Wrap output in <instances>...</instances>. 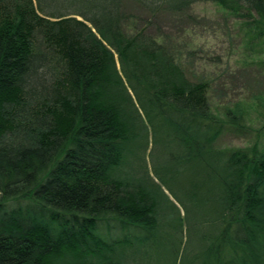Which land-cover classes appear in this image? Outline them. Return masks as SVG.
Masks as SVG:
<instances>
[{
    "label": "trees",
    "instance_id": "obj_1",
    "mask_svg": "<svg viewBox=\"0 0 264 264\" xmlns=\"http://www.w3.org/2000/svg\"><path fill=\"white\" fill-rule=\"evenodd\" d=\"M126 1H210L264 43V0H0V264H264V122L216 147L235 114Z\"/></svg>",
    "mask_w": 264,
    "mask_h": 264
},
{
    "label": "rangeland",
    "instance_id": "obj_2",
    "mask_svg": "<svg viewBox=\"0 0 264 264\" xmlns=\"http://www.w3.org/2000/svg\"><path fill=\"white\" fill-rule=\"evenodd\" d=\"M125 8L134 15L129 25L146 27L170 48L190 79L207 83L209 105L218 117L227 110L235 114V126L222 127L216 147L247 146L261 138L264 43L260 37L249 40L251 32L247 33L242 15L230 14L210 1L195 2L182 12L158 10L153 16L132 1H126ZM151 163L162 173H166L162 167L169 168L166 158L154 156Z\"/></svg>",
    "mask_w": 264,
    "mask_h": 264
}]
</instances>
